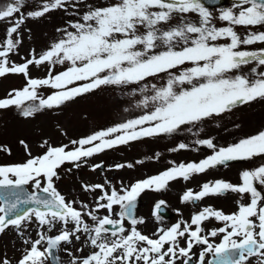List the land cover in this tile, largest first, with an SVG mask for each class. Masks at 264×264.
Here are the masks:
<instances>
[{
	"label": "snow or ice",
	"instance_id": "snow-or-ice-1",
	"mask_svg": "<svg viewBox=\"0 0 264 264\" xmlns=\"http://www.w3.org/2000/svg\"><path fill=\"white\" fill-rule=\"evenodd\" d=\"M69 3L70 0H44L26 15L38 19L65 9ZM24 4L25 0H13L0 10V22H10L0 40V78L14 74L25 79L22 88L12 89L6 98H0V110L15 107L24 118H31L104 88L127 90L129 95L139 93L143 98L137 107L150 110L72 141V149L45 142L41 145L45 151L32 157L30 148L20 141L30 158L20 164L0 165V235L10 228L21 233L33 222L41 231L36 240L24 241L30 243V248L18 264L58 261L61 246L71 244L73 239L80 241L81 234L93 251L86 257L74 258L72 264H193L195 246H204L195 264H249L253 257L257 264H264V190L258 189V185L264 186V164L243 171L239 185L220 180L206 182L199 192L189 189L181 197L182 203L196 204L209 196L247 195L249 203L238 202L235 213L205 207L192 215L190 222L157 229L153 234L156 238L137 229L144 220L134 215L137 198L145 191L165 190L172 181H188L193 175L229 161L264 158V131L218 149L212 139L199 140L200 146L213 150L212 155L198 163H181L119 190H109L104 184L82 185L86 192L100 193L94 208L83 205L87 210L84 212L55 187V180L60 179L58 169L66 163L79 168L88 158L106 150L143 138L171 136L184 126H191V131L213 117L264 100V71H257V67H264V48L243 50L264 44V31L249 30L264 27V0H233L232 6L218 17L202 0H112L102 6L89 5L82 22L70 21L71 31L57 29L62 32L61 39L40 54L32 50L29 57L22 58L23 63L17 64L9 57L22 42L19 30L25 15L13 17L21 13ZM72 6L78 7V3ZM216 19L226 26H216ZM238 28L245 29L246 34L241 36ZM253 63L257 66L251 69L254 78L236 74ZM30 66H47L48 74L33 78ZM56 66H63V70L54 73ZM156 79L163 83L151 82ZM41 89L52 91L43 96ZM185 147L179 144V149ZM6 150L0 145V151ZM101 167L102 164L93 165L92 170ZM29 186L31 192L26 191ZM164 206V201L154 206L153 215L158 220L162 219ZM101 210L107 215L98 216ZM84 216L94 226L87 224ZM210 219L223 226L204 235L202 225ZM57 224L62 226L59 233L47 235ZM217 237L219 243L210 242V238ZM208 256L212 258L206 259ZM0 264L10 261L5 258Z\"/></svg>",
	"mask_w": 264,
	"mask_h": 264
},
{
	"label": "rangeland",
	"instance_id": "rangeland-1",
	"mask_svg": "<svg viewBox=\"0 0 264 264\" xmlns=\"http://www.w3.org/2000/svg\"><path fill=\"white\" fill-rule=\"evenodd\" d=\"M11 2L13 0H0V10H4ZM43 2L44 0H25L21 13L13 17L16 19L19 15L24 14L25 22L19 30L22 42L17 52L10 54V62L23 63L22 58L29 57L32 50H35L36 54H40L50 44L62 38V32H58L57 29L67 28L71 31L69 22H82L81 17L84 12L89 10V5L102 6L112 0H70L65 9L51 11L38 19L28 18L26 14L36 10ZM73 3H78V7H73ZM232 4L233 0H227L223 6L209 8V10L212 11L214 17H218L222 10L230 8ZM192 18L194 22L197 20L194 15ZM9 23V21L0 22V40L3 39ZM214 23L218 27L226 26L225 22L218 19L214 20ZM249 30L264 31V27ZM237 31L241 36L246 34V30L243 28H238ZM260 48H264V44L248 46L243 50H258ZM253 67L257 66L254 63L246 65L236 74L246 75L252 79L254 78L251 71ZM62 70L63 66H56L54 73ZM257 71H264V67H257ZM47 74V66L39 68L30 66V75L33 78H44ZM151 82L159 85L163 83V80L156 79ZM24 85L25 79L21 75L9 74L0 78V98H6L12 89H20ZM51 91L50 89H41L40 94L47 96L51 94ZM142 98L139 93L129 95L127 90L104 88L68 102L60 108L37 113L31 118H24L15 107L2 109L0 110V145L5 146L7 150L0 151V165L20 164L30 158L20 141H24L30 148L32 157H37L45 151V148L41 147L45 142L50 146L67 145L68 149H72L75 147L71 143L72 141L137 118L149 111L150 107L148 109L137 107ZM189 127L191 126H184L171 136L143 138L106 150L88 158L79 168L66 163L58 169L60 179L55 180V187L66 200L75 201L74 207L78 210L87 211L83 208L84 204L92 209L95 207V198L100 195L99 190L86 192L82 185L104 184L109 190L113 187L119 190L121 187L129 186L135 178L152 177L181 163H198L212 155L213 150L200 146L197 143L199 140L212 139L218 149L228 147L241 139L264 131V100H257L237 107L222 116L213 117L192 127L191 131H189ZM181 143L186 145L184 149H179ZM97 164H102V167L93 171V165ZM261 164H264V158L256 157L252 161H235L217 166L205 173L191 176L188 181L177 179L170 182L163 190L168 194L166 202L170 208L180 209L182 204L178 198L187 190L191 189L194 193L199 192L204 183L217 180L239 185L243 171L255 169ZM117 165H124V167L117 168ZM128 165L132 166L128 167ZM27 188L32 191L30 186ZM258 189L264 190V186L258 185ZM155 196L149 192L141 196L140 201L145 205L142 209L157 201ZM211 197L214 196H209V198ZM217 198L221 199L220 210L224 214L236 212L238 202L249 203L247 195L242 198L236 193L219 195ZM118 209L116 208V212H119ZM97 215L102 217L107 215V212L101 210ZM83 218L87 224L94 226L88 216ZM113 218L116 219V216ZM61 227L57 224L51 232H47V235L54 237ZM67 227L71 228L72 225ZM38 231L41 229L35 222L27 225L21 233H18L14 228L6 230L0 236V261L7 258L10 264H15L17 258L27 248H30V243L25 244L24 241L36 240ZM63 248L69 249L71 255L64 251L62 264L72 263L74 258L86 257L89 251V245L84 242L83 234H81L80 241L73 239L71 244L61 246L62 251ZM47 263L52 264L49 261Z\"/></svg>",
	"mask_w": 264,
	"mask_h": 264
},
{
	"label": "flooded vegetation",
	"instance_id": "flooded-vegetation-1",
	"mask_svg": "<svg viewBox=\"0 0 264 264\" xmlns=\"http://www.w3.org/2000/svg\"><path fill=\"white\" fill-rule=\"evenodd\" d=\"M147 178H149V177H147ZM147 178H135V179L132 180V182L129 185H131V184H133V183H135L137 181H142V180L147 179ZM146 192H149V193H151L153 195H156L155 198L157 199V201H155L152 204H150L149 207H147L145 209H142V207L145 206V205L143 204L142 201H140V199H141V196H143ZM141 196L137 198L136 208L134 210V215L137 218H143L144 223L137 225V229L142 234H145V235H147L149 237H152V238H156L153 234L159 228L167 229V228L171 227L172 225H174V224H176L178 222H181V221L190 222V219H191L192 215L198 213L203 208L211 207L214 210H220V205H221V199L217 198V196H214V197H211V198L205 197L201 201L196 202V204L182 203L181 202V197L182 196H180L178 198V200H180V203L182 204L181 205L182 207L180 209H174L173 207L170 208L169 207L170 205L167 204L166 198H167L168 194L164 193V191L163 192H161V191H159V192H157V191H145L144 193L141 194ZM159 201H164L165 202V206L163 208V211L160 213V216L162 217V219H160V220H158L156 218V216L153 215L154 206ZM186 205H188V206H186ZM191 207H193V209H191ZM117 208H118V206H117ZM226 214H231V212L230 213H226ZM125 226L130 228V226L127 225V222H125ZM221 226H223V225L221 223L215 221L214 219H210L208 221H205L203 223V225H202V227L204 228L205 231L202 234L206 235L207 232H209L210 230L218 228V227H221ZM59 231H58V233H59ZM210 242L219 243L220 242V237L210 238ZM181 246H184V241L183 240H181ZM43 247L44 246L42 245L41 246V250H43ZM203 247L204 246H195L194 247V249H193V253H194V255H193V264H195V261L197 260V258L199 256V253H200V251H201V249ZM92 251H93V249L89 246V251L87 253V256ZM63 252H64V250L62 251V249L60 251L59 250L57 251V255L59 257L58 261L46 260L45 263H47V261H49L52 264H62L64 262V260L62 259ZM65 252L69 253V249L67 251H65ZM22 255H20L17 258V261H16L15 264H18V261H19V259L21 258ZM211 258H212L211 256H208L206 259H211ZM69 264H72V263H69ZM249 264H257V259L255 257L251 258V260L249 261Z\"/></svg>",
	"mask_w": 264,
	"mask_h": 264
},
{
	"label": "water",
	"instance_id": "water-1",
	"mask_svg": "<svg viewBox=\"0 0 264 264\" xmlns=\"http://www.w3.org/2000/svg\"><path fill=\"white\" fill-rule=\"evenodd\" d=\"M227 0H202V3H204V5L207 8H216V7H220L223 6L225 4ZM231 162H235V161H229L226 162L225 164L231 163ZM27 192H31L28 190V188H26ZM25 207H31V206H25Z\"/></svg>",
	"mask_w": 264,
	"mask_h": 264
}]
</instances>
